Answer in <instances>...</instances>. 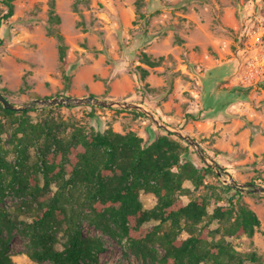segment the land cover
I'll return each instance as SVG.
<instances>
[{"label": "rangeland", "instance_id": "obj_1", "mask_svg": "<svg viewBox=\"0 0 264 264\" xmlns=\"http://www.w3.org/2000/svg\"><path fill=\"white\" fill-rule=\"evenodd\" d=\"M2 1L0 15L7 11ZM52 2L16 0L14 16L0 27V90L10 101L24 105L37 99L93 95L140 104L172 130L196 139L209 163L218 162L225 169V178L230 174L241 184L264 185V0H54L59 23L52 19ZM57 32L65 39L64 61ZM145 54L158 64L148 65ZM142 69L148 71L145 77ZM59 106L63 107L53 113L39 106L30 115L35 123L47 117L64 121L62 136L75 125L88 131H132L146 141L167 132L136 109ZM16 121L0 110V145L6 151L14 149ZM42 142L28 154L30 177L40 187L43 175L33 168L42 156ZM189 156L198 167L207 165L192 146ZM51 158L59 161L60 156ZM8 159L14 163L11 153ZM225 185L214 170L199 188L186 181L184 187L192 193L181 200L207 196L211 213L230 199L236 209L241 204L253 210L260 225L252 237L226 235L225 223L218 220L203 225L213 231L210 241L225 239L245 257L244 264H264V194L241 191L234 196V191L223 189ZM56 189L53 184L51 190ZM49 195L35 200L8 189L1 202L0 207L18 221L11 234L4 230L2 235L11 240L14 264H39L29 256L30 235L21 221L33 222L39 203ZM140 199L145 209L158 201L145 192ZM156 224L151 221L144 227ZM83 231L104 241L107 250L101 264H160L132 250L114 225L105 230L85 220ZM188 236L183 232L181 238ZM58 239L62 248L63 232ZM150 247L158 257L164 256L159 245Z\"/></svg>", "mask_w": 264, "mask_h": 264}, {"label": "trees", "instance_id": "obj_2", "mask_svg": "<svg viewBox=\"0 0 264 264\" xmlns=\"http://www.w3.org/2000/svg\"><path fill=\"white\" fill-rule=\"evenodd\" d=\"M15 1H2L7 11L0 15V27L3 21L14 16ZM52 8V19L59 23L54 0ZM56 36L64 61L65 39L59 32ZM144 58L150 66L158 64L147 54ZM142 73L145 77L148 71L142 69ZM61 107H45L42 111L53 113ZM88 107L96 109L93 105ZM0 110L5 116L15 118L18 124L13 131V151H6L0 145V204L8 189L17 195H32L35 200L47 192L51 194L39 203V213L33 222L21 221L30 235L29 256L35 262L101 264L106 245L102 239L84 233L85 220L105 230L114 225L132 250L160 264H244L246 261L225 239L210 241L213 231L208 224H203L218 220L225 223L226 235L252 237L260 225L258 216L241 204L236 209L232 199L227 205L217 206L212 213L207 196L200 195L184 203L182 195L192 193L184 183L191 181L199 188L214 170L207 165L198 167L189 156L190 145L175 133L166 132L146 141L132 131H88L84 126L75 125L73 131L62 136L59 130L66 124L64 121L57 123L54 117H47L44 122L33 121L30 112L38 111V107L14 112L0 103ZM2 132L0 125V135ZM37 142H42L43 149L33 171L43 175L44 187L30 177L28 169V154ZM10 153L14 163L8 159ZM52 154H59V161L49 159ZM53 184L55 191L51 190ZM223 189L234 191V196L242 195L231 186L225 185ZM143 192L157 197L154 208H144L140 199ZM151 221L157 224L152 229L145 228ZM17 225L18 221L0 207V264H14L11 240L2 235L4 230L11 234ZM59 232L66 237L62 248H58ZM183 232L189 234L186 239L181 238ZM155 245L162 247L164 256L158 257L151 249ZM250 259L256 261L255 255Z\"/></svg>", "mask_w": 264, "mask_h": 264}, {"label": "water", "instance_id": "obj_3", "mask_svg": "<svg viewBox=\"0 0 264 264\" xmlns=\"http://www.w3.org/2000/svg\"><path fill=\"white\" fill-rule=\"evenodd\" d=\"M0 103L3 105V107L6 110L14 111V112H22L24 110H29L31 108L39 107V106L40 107H54V106H59V105H65L69 107L71 106L80 107L84 105H93V106H99L103 108L119 107V108L139 110L149 115L151 119L159 127H161L167 132L175 133L177 137L183 139L190 146L194 147L199 153V155L202 157V159L207 163V165L217 172L219 177L224 181L226 185H229L232 188L238 191H242V192H252L256 194H264V185L255 184V183L241 184L235 181L230 174H228L229 179L225 178L224 177L225 169L218 162H214L212 164L209 163V160L206 156V152L200 146L199 142L196 139L184 134L182 131L172 130V128H170L169 125L162 123V121L158 119L155 114H153L152 112H150L148 109H146L140 104L100 99L96 96L91 95L87 97L64 96V97L44 98V99H37L35 101H32L24 105H17L13 103L12 101H10L1 90H0Z\"/></svg>", "mask_w": 264, "mask_h": 264}]
</instances>
